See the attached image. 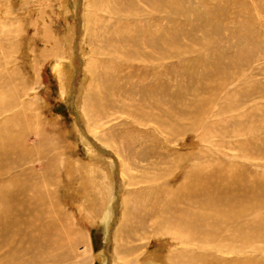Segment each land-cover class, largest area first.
<instances>
[{
    "label": "rangeland",
    "instance_id": "obj_1",
    "mask_svg": "<svg viewBox=\"0 0 264 264\" xmlns=\"http://www.w3.org/2000/svg\"><path fill=\"white\" fill-rule=\"evenodd\" d=\"M132 45L140 49L136 56ZM69 48L72 66L67 64V75H59L53 67L60 58L66 60ZM90 60L94 67L89 74ZM137 66L144 68L136 74L145 78L146 86L155 77L164 85L146 91L134 72ZM108 72L116 84L99 82ZM92 88L101 100L95 110L100 128L92 134L99 138L106 131L104 141L118 154H112L117 161L112 191L117 197L108 240L98 216L102 197L83 190L87 172L67 174L71 160L81 170L94 160L106 168L104 158L88 151L76 126L82 124L91 135L81 106ZM0 93L4 104L12 102L11 110L0 113V121L11 122L16 111L30 119L19 124L26 126L22 137L32 147L44 141L42 153L52 159L53 173L57 169L58 174L57 184L49 185L50 198H57L72 227L82 233L64 264H170L168 256L177 247L200 248L173 243L170 235L152 230L147 206L154 203L155 221L168 228L165 223L174 219L175 211L165 206L171 198L165 187L179 183L193 164L196 169L206 163L211 171L216 166L228 174L237 171L247 186L237 207L249 217L241 228L255 233L244 244L247 239L235 235L239 225L233 224L225 239L201 247L204 260L264 264V0H0ZM205 95L200 117L204 113V124L212 125L195 128L189 125L192 116L180 111L188 103L197 109L201 102L196 99ZM152 99L157 111L151 109ZM156 115L167 122L179 115L204 139L187 133L170 143L157 130ZM93 145L102 148L99 141ZM177 151L194 154L176 161L171 176L163 175ZM41 160L34 162L37 171L44 166ZM110 184L104 185L106 193ZM155 189L162 196L152 194ZM144 220L147 227L141 225ZM229 242L235 246H225ZM83 252L87 262L81 259Z\"/></svg>",
    "mask_w": 264,
    "mask_h": 264
},
{
    "label": "bare ground",
    "instance_id": "obj_2",
    "mask_svg": "<svg viewBox=\"0 0 264 264\" xmlns=\"http://www.w3.org/2000/svg\"><path fill=\"white\" fill-rule=\"evenodd\" d=\"M21 8L25 7L22 5ZM149 44L151 45V43ZM169 46L170 45H168L166 49H168ZM134 47L135 45L131 46L134 53L132 55L136 56L137 53L140 52V49ZM159 47L161 48V46ZM155 53L157 54L158 51L155 50ZM148 57H151V55L148 54ZM63 58L57 60L53 67V70L59 75H67L70 70L66 68L67 64L72 66L73 54L71 48H69L65 61ZM130 60H135V58L131 56ZM149 66L150 64L148 67ZM93 67L94 64L90 60L89 64L87 63L86 65V70L89 71V74L92 73ZM139 68L142 69L141 66L135 67V74L136 70H139ZM142 70H144V68ZM105 75L107 78L106 76L102 78V80L99 81L101 84H103V82L116 84V80L112 79L111 73L109 74L108 72L105 73ZM136 77L146 91H149L148 87L157 85V83L161 87L164 85L162 79L159 78V81H157L155 77L156 82H149V86H146V81H143L145 78H142L141 75L138 74H136ZM155 90L157 89H152V92H156ZM2 96L3 95L0 93L1 114L6 110L12 109V102L4 104V98L2 99ZM84 98L81 106L83 112L82 119L91 135L88 136L84 133L81 127L82 124H77L76 126L82 133V140L84 144H86L88 151L99 156V158H104L106 168L102 167L94 160L88 162L85 168L81 170L80 167L71 160L69 162L70 168L67 174L70 175L69 177H73L77 169L80 170L81 175H83L82 172H84V174L85 171L87 172V174L83 176V190H85V193L88 191L90 192L87 193L88 196L93 194V198L100 199V196L102 197V206H100L98 216L101 213L99 217H101V222L105 226V237L106 240H108L109 228L114 221L115 200L117 197L116 192L114 193V191H112L113 170L117 167L116 158H113L112 154H117V151L104 141L106 131L101 133V137L99 138L92 134L93 131L95 133L97 131L96 129L100 128V120L95 112L96 109L99 111L101 103L98 91L93 89L90 95H86ZM196 100L201 102L197 103V109L194 110L191 106L192 104L188 106V103L183 106L180 111L182 114H187L188 112L192 116L189 125L192 124L195 128L203 125L205 122L204 113V117L203 115L200 117V113L203 112L202 104L208 100V95L201 96ZM151 101L153 103L151 109L157 111L158 104L153 99ZM93 102L95 103L93 104ZM25 104L26 101L24 102V105ZM23 108H25V110L29 109L25 106H23ZM197 112L199 114H197ZM169 116L170 115L166 116L167 120H169ZM206 117L208 118L207 114ZM133 118L135 117L133 116ZM173 119L175 120L170 119V121L167 122L158 115H156L154 119L157 130L160 133L165 132L169 136L167 139L170 143H177L179 139L185 135L187 136V133H193L198 141L204 139L203 134L196 132L198 128L191 131V128L184 122L183 117L177 115ZM13 121L14 128H16V125L18 127L17 130L13 128ZM29 121L30 119L27 117H22L20 111L12 113L11 122H7L6 120L3 121V119L0 121V136L3 137L2 140L0 139V179L2 178L0 180V252L5 251L2 254L3 256H0V264H64L71 259L75 244L78 239H81L80 236L82 233L75 227H72L69 222V217L59 207V204H57L55 200L57 198H50L51 188H49V185L51 182V185H53V183L57 184V169L54 174L52 159H48L46 154L42 153L46 148L44 146V141L41 144L42 141L39 139L38 143L33 147L31 145H29V147L25 143L22 133L26 132L22 127L26 128V126L22 124L21 127L19 124ZM162 122L167 123L161 127ZM204 125L207 126L212 124L206 122ZM91 127L95 130L91 129ZM96 141L100 142L102 148H97L93 145V142ZM100 152L108 153L109 155L106 158ZM193 154L194 153L189 152L185 154L179 152L178 154V151L175 152V159L172 161L173 164L169 165L171 168L168 167V172L162 174L168 177L171 176L176 166V161L190 160ZM37 158H41V161L44 160V166H38L41 171L34 169V162ZM45 158H47V160ZM53 158H56V156ZM39 164L38 162L37 165ZM193 165L179 183H174L173 187L171 184L165 187V191L167 190V192L171 194V198L165 206L175 211L174 219L167 220L165 223L169 224L168 228L163 227V224L161 225L159 222L161 220L155 221L154 217L156 212L154 211V203L147 206V209L150 210L152 214L150 216L152 221L154 219V228L152 230L170 235L172 237V242L174 241L173 243L193 244L200 247L197 249L187 246L177 247L168 256V262L170 264H210L209 262L207 263V260H204L201 247L207 243H213V240L220 241L225 239L227 230H230L233 224L238 223L239 225V228L235 227V235H239L240 239H247L243 241L244 244H248L249 238L255 233L254 230L250 228H248L249 232L247 233L244 231V228H241L243 224L246 226L249 217H247L248 214H246L245 219L240 214V209L237 208L239 205L241 206L243 202L240 194L243 193V185H245L241 183L243 180L239 177L237 171L228 174L223 172L220 166H216V168L211 171V169H206L207 163L206 166L203 164L202 168L196 167V169L193 168ZM50 176L51 179L49 181ZM107 181L111 183L110 187H108V193H106V189H104V185ZM96 182L98 183V185L96 184L97 187L95 186ZM245 187L247 186L245 185ZM160 193V189L152 191V194L155 196H162ZM206 198H209L207 200L209 202H206ZM142 201L143 200H141V202ZM170 215L171 214H169V217L171 218ZM141 225H143V227L148 226L146 220L141 222ZM220 244L224 245L225 243ZM227 245L231 247L235 246L234 242L225 244V246ZM57 250L58 252H56ZM86 253L87 252H83V258L81 259H85L87 262L89 256L86 255ZM74 258L75 257H73V261L81 263V261L77 259L78 257H76L75 260ZM230 264H232V262Z\"/></svg>",
    "mask_w": 264,
    "mask_h": 264
}]
</instances>
